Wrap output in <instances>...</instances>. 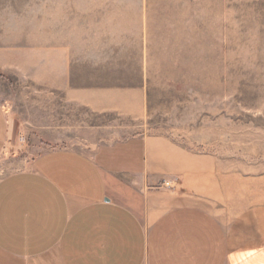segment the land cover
Returning a JSON list of instances; mask_svg holds the SVG:
<instances>
[{
    "label": "rangeland",
    "instance_id": "obj_1",
    "mask_svg": "<svg viewBox=\"0 0 264 264\" xmlns=\"http://www.w3.org/2000/svg\"><path fill=\"white\" fill-rule=\"evenodd\" d=\"M101 85L139 87L142 116L69 99ZM0 103L10 120L0 179L50 147L92 152L162 135L217 177L236 178L238 199L251 185L260 194L264 0H0ZM173 191L180 203L229 213L225 194L180 182Z\"/></svg>",
    "mask_w": 264,
    "mask_h": 264
},
{
    "label": "crops",
    "instance_id": "obj_2",
    "mask_svg": "<svg viewBox=\"0 0 264 264\" xmlns=\"http://www.w3.org/2000/svg\"><path fill=\"white\" fill-rule=\"evenodd\" d=\"M68 94L96 112L138 118L145 110L139 87ZM9 136L0 103V154ZM236 181L162 135L92 152L50 147L0 179V264H264V179L262 193L251 185L241 199ZM179 182L214 199L225 194L228 215L180 203Z\"/></svg>",
    "mask_w": 264,
    "mask_h": 264
},
{
    "label": "built area",
    "instance_id": "obj_3",
    "mask_svg": "<svg viewBox=\"0 0 264 264\" xmlns=\"http://www.w3.org/2000/svg\"><path fill=\"white\" fill-rule=\"evenodd\" d=\"M175 180H164V184L167 187H174Z\"/></svg>",
    "mask_w": 264,
    "mask_h": 264
}]
</instances>
